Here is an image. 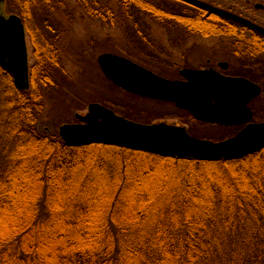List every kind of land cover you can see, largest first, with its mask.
Returning <instances> with one entry per match:
<instances>
[{"label":"trees","instance_id":"obj_1","mask_svg":"<svg viewBox=\"0 0 264 264\" xmlns=\"http://www.w3.org/2000/svg\"><path fill=\"white\" fill-rule=\"evenodd\" d=\"M6 1L31 37L36 62L28 90H18L0 65V264H264V172H254L264 168V149L236 160L207 161L106 144L67 145L39 126L44 92L67 74L59 35H53L46 15L55 1ZM78 2L110 26L125 24L135 44L144 40L145 16L169 31L187 24L156 0ZM119 153L143 157L142 169L133 172L135 161L123 162L121 172ZM157 157L212 172H169L180 186L172 193L153 189L159 182L147 161ZM240 163L243 172L215 171ZM226 174L231 179L221 178ZM165 195L171 200L162 202Z\"/></svg>","mask_w":264,"mask_h":264},{"label":"rangeland","instance_id":"obj_2","mask_svg":"<svg viewBox=\"0 0 264 264\" xmlns=\"http://www.w3.org/2000/svg\"><path fill=\"white\" fill-rule=\"evenodd\" d=\"M54 1L55 3L46 9V15L49 24L53 28L51 30L54 33L53 35H59L57 45L67 74L57 78V87L47 89L44 92L45 107L39 122L41 128L59 135L60 128L63 125L78 123L76 115H86L89 105L97 103L106 108H112L117 115L130 121L144 125L167 124L183 127L190 135L199 139L218 142L237 133L238 129L236 128L198 123L187 112L177 109L170 103L154 101L130 94L115 86L103 74L98 58L103 54L112 53L125 57L160 77L166 79L179 78L178 70L182 69L184 65L199 64L201 52L203 51L201 47H198V49L193 48L192 50L196 51H193L188 56L186 48L174 46V43L180 40V36L185 34L183 28H180L181 31L177 29L169 31L155 19L145 16V23L140 27L141 31L145 32V35H143L144 40L139 41L141 44H135L128 34L129 30H127L125 24L120 25V23H117L116 26H110L99 18L89 16L78 0ZM156 1L167 9L171 8L172 3L170 0ZM111 5L116 12L118 6L115 3ZM0 10H6V14H15V9L8 8L7 3L0 4ZM130 24L135 28L133 23ZM190 41H192L193 45L197 42L199 46L205 41V38L197 33ZM27 42L30 55L29 64L32 67L36 60L33 55V43L29 35ZM136 45H139L140 48H135L134 46ZM145 47L147 50L142 49ZM154 56L157 60H154ZM263 117L264 113L261 112L259 118ZM118 156V158H121L118 160L121 172H126L123 162L133 163L135 161L131 169L133 172L136 169H142L143 157H138L135 160L133 158L135 155L132 153H119ZM157 158L153 163H151L152 160L147 161L148 164L152 165V172L156 174L152 175L153 179H157L160 185H154L153 189L164 187L170 189V193H172V191H175V187L180 186L178 182L167 176L169 172H197L198 175L206 172V170L212 172L209 169L210 167L204 168L205 166H200L196 168L188 163L173 162V160L165 161L172 158ZM243 165L242 163L240 165L233 164L230 168L231 170L226 166H217L215 171L219 172V174L222 172H243L245 170ZM248 166L251 168V162H248ZM254 172H264V168L262 170L254 168ZM224 177L231 179L230 174L222 175L221 178L226 179ZM121 183L122 180L120 179ZM139 183L145 189L147 183L145 181ZM103 184L100 185L102 190L105 189ZM109 186H112V184L109 183ZM103 192L105 193L106 191ZM167 196H164L166 198H163L162 202L171 200V197ZM200 202L197 200L192 202L191 205L194 203L199 204ZM160 205L163 204L161 203ZM12 215L15 219V214L13 213ZM2 221L4 222L5 219Z\"/></svg>","mask_w":264,"mask_h":264},{"label":"water","instance_id":"obj_3","mask_svg":"<svg viewBox=\"0 0 264 264\" xmlns=\"http://www.w3.org/2000/svg\"><path fill=\"white\" fill-rule=\"evenodd\" d=\"M29 58L22 19L17 15L6 17L2 10L0 65L11 73L18 90L30 87ZM98 63L105 77L118 88L142 98L175 103L199 121L238 125L251 120L246 108L251 94H242L243 87L249 85L246 81L185 69L181 74L191 79L188 85L160 77L112 53L101 55ZM76 118L79 123L63 125L59 131L62 140L72 147L106 144L162 157L207 161L236 160L264 149V123L249 125L233 138L213 142L195 138L182 127L130 121L97 103L89 105L86 115Z\"/></svg>","mask_w":264,"mask_h":264},{"label":"flooded vegetation","instance_id":"obj_4","mask_svg":"<svg viewBox=\"0 0 264 264\" xmlns=\"http://www.w3.org/2000/svg\"><path fill=\"white\" fill-rule=\"evenodd\" d=\"M170 1L172 4L168 9L169 15L173 18L183 16L187 22L183 26H173V30L183 28L185 31L174 46L186 48L188 56L196 51L192 50L193 48L201 47L203 51L199 64L184 65L178 70L179 78L168 80L191 84V79L181 74L183 70L188 69L204 72L213 77L246 81L249 85L243 87L242 94H251L246 106L251 112V120L238 125L205 123L196 119L188 110L178 108L175 103L154 101L170 103L177 109L187 112L198 123L238 129L235 135L225 140L237 136L249 125L264 123V117L259 118V114L264 113V0ZM4 2L6 3V0H3L2 4ZM4 15L9 17L16 14H6L4 10ZM194 22L199 24H192ZM197 33L205 38L199 46L197 42L193 45L190 41ZM154 60H157L155 56ZM30 70L29 64V78Z\"/></svg>","mask_w":264,"mask_h":264}]
</instances>
